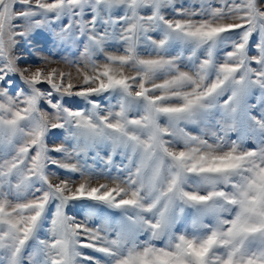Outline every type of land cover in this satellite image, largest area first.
<instances>
[{
    "label": "snow or ice",
    "instance_id": "snow-or-ice-1",
    "mask_svg": "<svg viewBox=\"0 0 264 264\" xmlns=\"http://www.w3.org/2000/svg\"><path fill=\"white\" fill-rule=\"evenodd\" d=\"M0 264H264V0H0Z\"/></svg>",
    "mask_w": 264,
    "mask_h": 264
},
{
    "label": "rangeland",
    "instance_id": "rangeland-1",
    "mask_svg": "<svg viewBox=\"0 0 264 264\" xmlns=\"http://www.w3.org/2000/svg\"><path fill=\"white\" fill-rule=\"evenodd\" d=\"M71 58V57H70ZM62 67H65V68H67V66L66 65H62ZM73 71H74V69H73ZM101 182H103V181H101Z\"/></svg>",
    "mask_w": 264,
    "mask_h": 264
}]
</instances>
